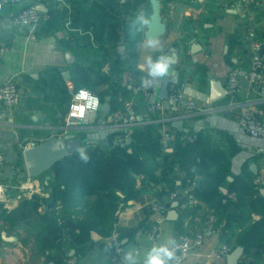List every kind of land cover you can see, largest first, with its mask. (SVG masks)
Instances as JSON below:
<instances>
[{
    "label": "crops",
    "instance_id": "0c3cea01",
    "mask_svg": "<svg viewBox=\"0 0 264 264\" xmlns=\"http://www.w3.org/2000/svg\"><path fill=\"white\" fill-rule=\"evenodd\" d=\"M80 1L75 0L73 3L71 0H0V46L6 49L5 57L0 60V84L9 80L15 81L20 99L19 103L12 107L0 104V152L6 159L5 163L0 165V184L8 187L10 199L9 206L3 204L0 213L4 209L9 212L15 209L21 200L50 195L49 188L43 183L44 175L39 178L29 176L24 152L50 137L62 136L70 112L69 106L60 123L55 122V125L48 123L44 109L52 108L53 102L49 95L54 93L51 94V89L39 92L37 90L39 84L53 73L60 74L67 83L72 99V94L76 91L72 84L73 66L80 63H96L99 58L98 54L90 52L89 48L95 45L93 42L91 45L87 37L90 34L84 33V37L81 30L76 33L74 32L76 28H71L74 10L78 8ZM101 1L118 17L121 25L119 32H123L126 21L132 18L131 15L143 12L150 18L153 12L152 0H137L125 6H118L113 0ZM160 2L163 17L168 22L166 35L160 41L163 53L171 57L173 66L170 75L155 82L156 87L159 93L164 82L169 83L168 90L171 86L178 87L188 97L197 101L202 106V111L182 113L167 103L165 114L157 119L148 113L144 98L133 92L132 88L137 83V78L143 79L147 76L145 56L151 54L155 57L160 54L143 47L146 32L144 29L141 42L136 47L137 73L124 70L120 76L113 77L127 90H131L132 98L120 96L119 101L103 102L109 105L110 111L109 114L101 112L96 124L103 125L114 112H127L126 104H130L139 126L155 125L156 134L160 141L164 142L158 158L160 166L154 180L149 176L136 177V190L142 187L144 191L127 205H120L108 236L93 232L90 242L78 249L73 247L75 241L67 239L65 251L67 255L77 257L78 264H111L106 240L118 228L124 232V250L135 248L138 250L137 255L142 258L143 253L154 244L149 240L147 231L160 218L149 207L154 203H162L170 211L175 202L179 203L177 208L179 217L172 221L166 216L157 244L168 239L176 242L183 234L195 236L211 226L213 234L207 236L203 245L195 248L182 264H227V256L212 260L209 254L223 244H228L232 251L238 247L237 236L241 232L237 229L239 214L230 213L232 216L228 214L222 224L216 225L209 202L203 199H198V205L190 212L180 210L181 202L177 200L178 197H184L199 188L197 182L187 179L185 170L176 163L181 146L189 147V144H193L197 152L218 149L226 155L229 153L231 157L228 159L227 181L234 182L236 177L248 170L255 174L254 177L257 178L254 183L259 185L261 193L264 194V139L250 137L239 124L240 117L248 109H256L264 114V89H254L248 83L249 53L244 43L248 24L255 25L259 35L264 38V0H160ZM32 4L51 16L41 26L38 40L34 42L28 39L25 30L16 27L12 21L21 10ZM118 51L124 56L129 55L127 43L119 46ZM72 58L74 62H70ZM108 70L109 67L106 65L102 72L106 74ZM233 70L240 73V92L236 97L229 95L226 89L228 74ZM65 72L69 74L67 79L64 77ZM213 84H217L221 91L227 92V95L210 103ZM53 115L52 112L51 117ZM178 121L182 122L181 130L173 125ZM102 131L82 126L73 134L79 136L83 142H91L87 138L88 134H100ZM104 132L105 136L110 133L107 130ZM187 136H193L195 139L186 142L184 138ZM92 139L102 147L111 146L108 141H104L105 138ZM131 142L130 138L123 143L129 145ZM180 159L184 160L182 157ZM50 176L47 174L45 178ZM223 189L226 190L224 193L236 200L234 192L231 193L228 187ZM172 193L176 194L173 200L170 198ZM74 211L75 209L61 207L57 214L71 215ZM259 219H261L259 215H254V220ZM67 222L65 220L64 224ZM1 226L3 223L0 219V228ZM0 236L5 242L11 243L7 248L0 249V264H63L56 256L59 252L57 247L46 251L49 259L44 254L39 257L33 256L20 242L27 236L22 229L12 234H7L1 229ZM60 242L58 239L57 243ZM243 256L239 264L248 263Z\"/></svg>",
    "mask_w": 264,
    "mask_h": 264
},
{
    "label": "trees",
    "instance_id": "16d2710c",
    "mask_svg": "<svg viewBox=\"0 0 264 264\" xmlns=\"http://www.w3.org/2000/svg\"><path fill=\"white\" fill-rule=\"evenodd\" d=\"M71 1L74 3L75 0ZM74 12L71 28H76V33L81 30L84 37V33H89L87 37L91 45L92 42L95 44L89 48L90 52L99 55L96 63L73 66L74 89H89L97 93L105 103L119 101L120 96L131 99V90H127L113 77L120 76L124 70L132 71L133 74L138 71L136 47L141 42L142 32L134 25L137 14L131 15L123 32H119L121 25L118 17L101 0H81ZM51 15L53 17L55 13ZM124 43L129 47L127 56L118 51V47ZM106 65L109 70L105 74L102 70ZM144 79L137 78V82ZM50 89L51 94L54 93L49 95L53 102L52 108L44 111L46 121L55 125L66 115L71 104V94L67 83L57 73L45 77L37 87L39 92ZM145 103L147 106L146 100ZM130 138L131 144L126 145L123 142L127 139H117L116 133L110 132L104 141H108L111 146L102 147L97 143L84 142L89 156L87 163L80 159L79 153H75L55 164L47 173L51 176L43 177L50 195L21 200L10 212L4 209L0 213L3 223L0 231L2 229L12 234L18 229L24 230L27 236L20 242L36 257L44 254L49 259L46 251L57 247L59 252L56 256L60 263H64L66 256L70 257L65 251L68 238L75 241L73 247L78 249L90 242L93 232L108 236L120 205H127L144 191L142 187L136 190V177L143 175L154 180L160 166L158 158L164 142L156 134L155 125L138 126L133 129ZM188 146H181L176 163L185 170L187 179L199 184L193 194L197 199L209 202L216 225L222 224L228 214L232 216L230 213L239 214L237 229L241 232L237 236L236 246L244 248L243 258L248 261L247 264H264V194L259 185L254 183L257 177L247 170L229 183V153L226 155L218 149L197 152L193 144ZM226 187L236 194V200L223 192ZM184 197H178L177 200L182 202ZM3 206L0 204V210ZM61 207L75 211L71 215H59L57 213ZM254 215H259L261 219L254 220ZM65 220L68 221L66 224ZM58 239L60 243H57ZM10 245L0 236L1 250Z\"/></svg>",
    "mask_w": 264,
    "mask_h": 264
},
{
    "label": "built area",
    "instance_id": "2783aa9c",
    "mask_svg": "<svg viewBox=\"0 0 264 264\" xmlns=\"http://www.w3.org/2000/svg\"><path fill=\"white\" fill-rule=\"evenodd\" d=\"M118 6H125L137 0H113ZM1 12V8H0ZM50 14L41 12L37 5L32 4L21 10L18 15L14 16L12 21L16 27L26 31L27 37L31 41L38 40V33L41 26L50 19ZM244 43L249 53V69L247 78L249 85L254 89H264V38H262L255 25L248 24L245 29ZM6 49L0 46V60L5 57ZM226 89L232 97H236L240 92V73L233 70L228 74ZM135 94H140L147 101V111L153 117L162 118L166 111V105L169 103L177 111L182 113H196L202 111V106L188 97L181 89L176 86L169 88V99L161 98L156 87V83L150 87L143 85L142 81L134 84L132 88ZM19 91L15 81L9 80L0 84V104L8 107L15 106L19 103ZM103 105L99 95L89 89L80 88L73 92L69 116L66 119L64 132L62 136L73 134L82 128V126L92 127L100 131H108L116 133L117 139H128L132 135L133 129L139 126L136 115L131 111V105L126 104V111L114 112L108 120L103 124H96L98 116L101 114ZM164 121V120H163ZM239 124L242 130L250 137L255 139H264V114L256 109H248L240 117ZM79 128V129H77ZM77 129V130H75ZM186 142H192L193 136L184 138ZM5 161V156L0 152V165ZM9 189L6 185L0 184V202L5 206H9ZM176 194H171L173 200ZM199 203V200L193 194L188 193L180 203V210L183 212L192 211ZM150 210L159 215L158 221L154 222L147 231L149 240L157 244L159 241L162 223L166 220L168 208L162 203H154ZM212 220L214 217L212 216ZM213 229L208 226L206 230L198 232L195 236L183 234L176 241L175 259L172 264H182L192 253L195 248L201 247L205 238L213 234ZM123 230L115 229L107 238L106 245L110 254L111 264H124V244ZM232 248L228 244H223L216 250H212L209 254L212 260L225 258ZM63 264H78L75 256L64 259Z\"/></svg>",
    "mask_w": 264,
    "mask_h": 264
},
{
    "label": "water",
    "instance_id": "95a60500",
    "mask_svg": "<svg viewBox=\"0 0 264 264\" xmlns=\"http://www.w3.org/2000/svg\"><path fill=\"white\" fill-rule=\"evenodd\" d=\"M152 15L150 17V24L146 28L145 38L157 37L159 40L166 35L168 22L163 17V7L160 0H152ZM40 10V8H38ZM70 62H74L73 58ZM65 79L69 78L68 72L64 73ZM169 83L164 82L160 90L161 98L169 99ZM211 95L209 102L213 103L227 95V92L221 91L217 84L211 86ZM101 111L104 114H109L110 108L108 104H103ZM177 129H182V122L178 121L173 124ZM100 137L105 138V132L100 134H88L87 138L91 143H95L92 138L98 140ZM85 142V141H84ZM79 136L75 134H69L66 136H53L38 145L32 146L25 150L24 157L27 165L28 174L31 178H39L42 175H46L51 171L53 166L63 160L64 158L79 153L81 149L86 150V146ZM53 175V174H52ZM224 192L226 190L223 189ZM122 196L121 193H119ZM178 202H175L172 206V210L168 211L167 219L175 221L178 219L177 208ZM244 254V248L241 246L236 247L230 254L227 255V264H239L240 259ZM71 256V255H70Z\"/></svg>",
    "mask_w": 264,
    "mask_h": 264
},
{
    "label": "clouds",
    "instance_id": "9594fccd",
    "mask_svg": "<svg viewBox=\"0 0 264 264\" xmlns=\"http://www.w3.org/2000/svg\"><path fill=\"white\" fill-rule=\"evenodd\" d=\"M150 18L147 14L138 13L134 20V25L138 31H143L150 24ZM143 47L150 52L160 53L157 56L146 55L144 64L147 70V76L142 81L146 87L152 86L156 81L163 80L171 74L173 60L169 55H165L162 50V44L157 37H147L143 41ZM80 159L87 163L89 156L83 149L79 152ZM176 242L168 239L164 243L152 244L150 248L143 253L142 258L137 255V249L129 248L124 253V264H172L175 259Z\"/></svg>",
    "mask_w": 264,
    "mask_h": 264
},
{
    "label": "rangeland",
    "instance_id": "374dc122",
    "mask_svg": "<svg viewBox=\"0 0 264 264\" xmlns=\"http://www.w3.org/2000/svg\"><path fill=\"white\" fill-rule=\"evenodd\" d=\"M117 8H119V7H115V9H117Z\"/></svg>",
    "mask_w": 264,
    "mask_h": 264
}]
</instances>
